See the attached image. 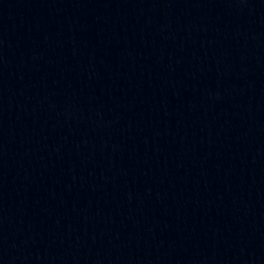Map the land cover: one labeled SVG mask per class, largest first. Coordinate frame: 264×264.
I'll return each mask as SVG.
<instances>
[{
	"label": "water",
	"instance_id": "water-1",
	"mask_svg": "<svg viewBox=\"0 0 264 264\" xmlns=\"http://www.w3.org/2000/svg\"><path fill=\"white\" fill-rule=\"evenodd\" d=\"M125 0H0V155Z\"/></svg>",
	"mask_w": 264,
	"mask_h": 264
}]
</instances>
